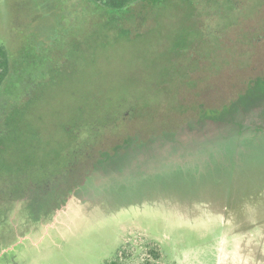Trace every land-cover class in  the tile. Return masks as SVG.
<instances>
[{"label":"rangeland","instance_id":"obj_1","mask_svg":"<svg viewBox=\"0 0 264 264\" xmlns=\"http://www.w3.org/2000/svg\"><path fill=\"white\" fill-rule=\"evenodd\" d=\"M135 3L0 0V197L120 150L39 225L0 200V264H264V97L207 121L264 82V0Z\"/></svg>","mask_w":264,"mask_h":264},{"label":"trees","instance_id":"obj_2","mask_svg":"<svg viewBox=\"0 0 264 264\" xmlns=\"http://www.w3.org/2000/svg\"><path fill=\"white\" fill-rule=\"evenodd\" d=\"M95 1L104 4L110 9H128L129 12L135 11V2H137V0ZM9 67L10 59L7 57L5 49L0 47V88L3 86L5 77L10 70ZM263 97L264 82L258 80L253 85V89H250L247 93L241 95V103H237L238 101H236V103L230 104L231 108L229 105H225L226 107L223 106L222 108H224V111L222 113L224 114L210 116L207 121L211 124L217 122H224L226 124L230 122L236 123L239 126L241 125V127L246 126L244 122H240L238 120L239 115L245 113L242 111L243 108L248 107L251 103L258 102V99ZM202 106L208 107L205 104H202ZM227 111L228 113H226ZM255 127L259 128L260 126L257 124ZM178 137L179 135L175 134L172 140L175 141ZM77 149L84 150L83 148H76L75 151ZM119 152L120 150L118 147L116 153L112 155L110 150H106V148L103 147L97 149L94 157L91 150V152H88V155L85 157H79L78 159L70 158V165H65L64 170L62 169L63 165L59 168H55L54 170L51 169L50 172L52 173L47 174L44 179L38 180L33 177L21 178L12 186L11 192H8L3 197H0V200H3L12 212L16 207L22 209V206L26 205L28 211L30 212L29 215L27 214L28 220L39 225L42 216L47 218L49 216H53L54 214L52 213L56 206L58 207L62 201H66V195L72 191L70 188L71 186L73 187L75 185H79L83 179H86L85 181L90 183V180L93 178H99L107 175L109 166L115 160L114 158ZM72 155L73 154H71V156ZM83 159H89V161L81 163L80 161ZM36 167L37 166L35 165H33V167H29L30 171ZM14 202H16V204Z\"/></svg>","mask_w":264,"mask_h":264}]
</instances>
